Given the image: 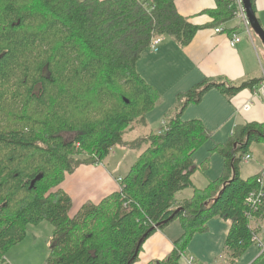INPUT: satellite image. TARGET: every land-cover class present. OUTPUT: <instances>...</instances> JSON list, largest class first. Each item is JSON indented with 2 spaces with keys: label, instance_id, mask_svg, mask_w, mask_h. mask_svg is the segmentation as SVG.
<instances>
[{
  "label": "trees",
  "instance_id": "16d2710c",
  "mask_svg": "<svg viewBox=\"0 0 264 264\" xmlns=\"http://www.w3.org/2000/svg\"><path fill=\"white\" fill-rule=\"evenodd\" d=\"M215 2L208 12L215 24L230 19L229 2ZM197 31L175 0H0V264L26 227L42 222L53 229L44 264H134L144 242L174 221L182 235L149 264H178L212 219L228 225L230 264L255 244L251 223L263 219L264 200L253 215L247 197L258 191L259 176L243 180L238 166L252 143H264V124L236 126L210 151L222 158L223 172L199 190L192 156L211 134L182 116L212 90L230 101L260 81L204 79L176 95L158 131L126 140L161 99L137 72L141 54L164 36L186 47ZM116 146L139 153L119 189L70 216L71 199L60 189L65 176L101 163ZM186 189L192 198L176 207L175 195Z\"/></svg>",
  "mask_w": 264,
  "mask_h": 264
},
{
  "label": "crops",
  "instance_id": "0c3cea01",
  "mask_svg": "<svg viewBox=\"0 0 264 264\" xmlns=\"http://www.w3.org/2000/svg\"><path fill=\"white\" fill-rule=\"evenodd\" d=\"M253 5L256 19L264 30V0H253ZM175 9L179 16L198 28L191 43L186 47H179L171 38L161 37L156 52H152L150 49L145 50L137 62L141 67L140 72L147 74L143 75V78H148V80L144 79L147 84L155 88L161 99L168 101L166 105L168 109L163 110L162 115L168 110L174 109L177 94L186 92L204 79L228 80L236 85L260 81L262 73H264V50L257 44L258 42L254 40L251 33L250 40L240 19L232 16L225 22L215 24L214 19L208 14V12L216 10L215 0H175ZM216 28H221L223 31L215 33L214 29ZM231 33L239 35L240 42L235 48H230L228 45V35ZM259 86L258 83L254 90L244 89L230 101H227L217 91L212 90L204 95L200 104L189 105L184 111L182 120H199L207 128H222L227 125L229 126L228 136H231L236 126L248 123L264 124V98L255 92ZM149 114L146 116V122ZM162 120L163 118L160 119V124ZM225 136L222 141L217 142L226 140ZM208 160L210 162L211 158ZM222 168L223 165L213 179L205 178L198 172L194 173L191 177L193 186L196 189L204 190L210 182L220 176ZM241 176L240 173V178ZM118 187L117 179L103 165H82L73 174L65 176L60 189L73 202L69 212V215L73 216L83 204L89 202L98 204L105 197L115 193ZM192 196V189L178 192L174 197L176 207L191 199ZM216 223L218 222H212L211 225ZM251 227L256 229V237L264 244V211L263 219L252 222ZM207 228L209 234L208 224ZM181 235V226L175 221L162 231L156 230L142 245L138 259L134 264H149L164 259L172 251L173 242L178 240ZM192 245L184 252V254L188 253V256H185V263L203 264L201 260L204 257L199 255L198 250ZM253 245L258 251L246 256L245 262L261 264L264 261V254L261 253L258 245ZM247 254L248 252H245L243 255ZM243 255L237 260V264L244 257ZM4 262L15 264L9 257L4 258Z\"/></svg>",
  "mask_w": 264,
  "mask_h": 264
},
{
  "label": "rangeland",
  "instance_id": "374dc122",
  "mask_svg": "<svg viewBox=\"0 0 264 264\" xmlns=\"http://www.w3.org/2000/svg\"><path fill=\"white\" fill-rule=\"evenodd\" d=\"M249 29L254 40L258 42L257 44L261 47L262 43L259 39H257L258 37L254 34L251 28ZM262 50L264 49L262 48ZM136 69L143 80H148L147 77L143 78V75L147 74L145 72H140L141 67L138 66V63L136 64ZM167 104V99H160V102L156 105L154 111L149 114L146 126H139L135 128L132 133L126 136V140L130 141L136 137L143 136L145 132L158 131V129L161 127L160 119L168 114L169 110L164 115H162V111L168 109L166 107ZM170 111H173V108ZM205 128L210 132L211 136L208 140L204 141L195 151L192 156V161L194 165L199 167L196 172L202 174L201 176H204L205 178L213 179L218 174L219 168L222 167L223 160L217 153H211L210 151L214 149L216 145H222L226 143V141L230 137L227 134L229 126L226 125L222 128ZM224 136L225 139L227 138L226 140H224L223 142H217L222 141L224 139ZM71 138L72 135L63 134V139L65 140V142H69ZM249 153L250 160L246 162L244 160V156L238 166L239 172L242 175L241 178L247 179L248 177H252L253 175L262 176L264 178V143H252L249 149ZM138 155L139 154H137L136 151L123 149V147L121 146H116L113 149L112 153L104 158L101 163L95 165H103L104 168L114 178L121 179L128 173L130 167L134 164ZM73 158L83 160L84 158H86V154L74 156ZM210 158L211 161L209 162L208 160L206 163V160ZM222 170L219 177H221L222 175ZM218 178L214 179L212 182L216 181ZM50 192H52V190ZM71 203L73 205L72 201ZM175 222L178 223V221ZM212 222L218 223H216L215 225H211ZM208 226L210 227L209 234L207 233V231L205 234L194 235L188 243L187 248L191 244H193V248L198 250L199 255L204 257V259L201 260L203 264H230L224 250V242L228 233V225H225V223L220 219H212L208 222ZM52 231V226L48 222H42L38 225L27 226L22 241H20L16 245L11 246L6 251L4 258L9 257L13 259V263L15 264H44V261L49 253L48 240L51 236ZM248 250L246 251L248 252V254L245 256L243 255L244 257L239 260V264H247L248 261L245 262V260H247L246 256H248L249 254H254L256 250L258 251V249H256L254 245H251ZM185 254L181 257L178 264H186L185 256H188V253L186 252ZM237 262L238 261H236L235 264H237ZM261 264H264V261Z\"/></svg>",
  "mask_w": 264,
  "mask_h": 264
},
{
  "label": "built area",
  "instance_id": "2783aa9c",
  "mask_svg": "<svg viewBox=\"0 0 264 264\" xmlns=\"http://www.w3.org/2000/svg\"><path fill=\"white\" fill-rule=\"evenodd\" d=\"M229 2V7L232 9V16L236 17L241 20V24L243 28H245V31L247 35L250 37V26L245 16V11L243 8L242 0H225ZM223 30L221 28L214 29L215 33H221ZM251 40V37H250ZM161 42V38H155L152 43L150 44L149 49L152 52H156L157 45ZM240 42L239 35L236 33H231L228 35V45L230 48H235L236 45ZM259 88L255 89V92L259 93L264 98V73H262ZM244 160L248 162L250 160L249 154H247L244 157ZM121 179H117V183L119 184ZM258 183V191L252 192L247 197V203L250 205L252 214L257 213L258 210L261 208L264 200V192L262 191L264 187V178L262 176H259L257 178ZM251 213L248 215V218L251 220L252 216ZM255 244L258 245V248L260 249L261 253H264V244L261 243L258 238L254 237ZM191 262V261H189Z\"/></svg>",
  "mask_w": 264,
  "mask_h": 264
},
{
  "label": "water",
  "instance_id": "95a60500",
  "mask_svg": "<svg viewBox=\"0 0 264 264\" xmlns=\"http://www.w3.org/2000/svg\"><path fill=\"white\" fill-rule=\"evenodd\" d=\"M242 4H243L245 16L249 23V26L251 30L254 32V34L258 37V39L260 40L264 48V30L262 29L258 20L256 19V16L250 4V0H242ZM37 179L39 180L40 178H37Z\"/></svg>",
  "mask_w": 264,
  "mask_h": 264
}]
</instances>
